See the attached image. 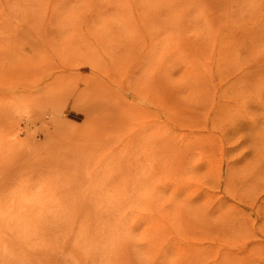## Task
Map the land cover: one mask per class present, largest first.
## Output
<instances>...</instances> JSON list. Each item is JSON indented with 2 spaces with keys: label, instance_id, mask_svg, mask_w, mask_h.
I'll return each instance as SVG.
<instances>
[{
  "label": "rangeland",
  "instance_id": "obj_1",
  "mask_svg": "<svg viewBox=\"0 0 264 264\" xmlns=\"http://www.w3.org/2000/svg\"><path fill=\"white\" fill-rule=\"evenodd\" d=\"M0 264H264V0H0Z\"/></svg>",
  "mask_w": 264,
  "mask_h": 264
}]
</instances>
